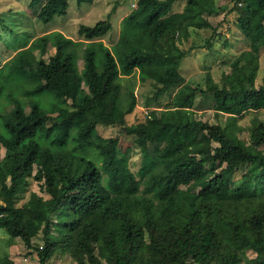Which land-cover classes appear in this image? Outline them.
<instances>
[{
  "label": "trees",
  "instance_id": "16d2710c",
  "mask_svg": "<svg viewBox=\"0 0 264 264\" xmlns=\"http://www.w3.org/2000/svg\"><path fill=\"white\" fill-rule=\"evenodd\" d=\"M178 1L136 0L110 48L98 39L112 25L98 21L78 27L82 41L44 34L8 61L17 91L2 100L0 86V228L37 264H51L59 253L75 264H264V122L252 119L248 143L235 132L239 117L264 112V75L255 86L264 0H231L249 49L221 84L209 72L185 82L179 69L196 47L178 45L190 27L211 28L207 15L220 8L185 0L177 12ZM36 6L37 20L49 22L66 13L68 0L29 1ZM48 43L54 54L36 60L32 52H45ZM83 44L78 70L75 49ZM96 44L100 72L89 50ZM212 44L208 39L206 47ZM135 75L152 82L147 105L171 96L163 109L127 125L137 106ZM43 94L52 97L33 98ZM5 103L12 104L6 114ZM204 106L223 125L197 119L195 107ZM98 125L118 129L103 138ZM31 180L49 197L31 192L19 204ZM39 235L42 243L33 242ZM0 264L16 263L6 253Z\"/></svg>",
  "mask_w": 264,
  "mask_h": 264
},
{
  "label": "rangeland",
  "instance_id": "374dc122",
  "mask_svg": "<svg viewBox=\"0 0 264 264\" xmlns=\"http://www.w3.org/2000/svg\"><path fill=\"white\" fill-rule=\"evenodd\" d=\"M29 1L30 0H0V86L4 89L1 95L2 100L8 98L7 96L10 91H17V89L12 88L9 80L8 61H14L19 53L23 49L29 47L34 39L39 38L44 34L60 32L63 36L73 39L74 41H82V38L77 34V29L81 24L93 26L98 21H109L112 25V29L103 38L98 40L106 47L110 48L116 43L119 37L120 30L123 26V19L130 14L133 10L132 4H135L136 2V0H92L91 4L82 3L81 5H78L76 0H68V8L65 14L55 15L49 22H42L36 18L39 6L30 9L28 7ZM213 1L214 5L217 8H220L218 12L210 15L204 13V16L207 15V20L209 21L211 28L196 29L190 27L188 38L185 40L182 39L183 41L178 42V45L182 49H188L191 45L196 47L185 57L179 69L185 82L190 79H198L199 77H202L201 75L204 73L209 72L213 80L218 84H221L223 78L230 72V63L241 52L249 49L247 40L235 25V17L237 14L235 11H231L233 6L231 0ZM184 6L185 0H180L175 4L173 9L177 12H181ZM213 31L216 33L213 34ZM208 39H211L213 43L210 49L206 47ZM52 41H54V39ZM83 42L85 43L86 41ZM224 43H227L226 47L224 46ZM83 47L84 44L75 49L78 70H81L83 67ZM69 49L73 50L72 47H69ZM89 50L95 52L97 70L100 72L102 70L104 56L99 44L92 45V47L89 46ZM54 52L55 48L48 43L45 52L35 50L32 54L36 60L47 61ZM257 61L259 69L255 86H259L262 83L264 75V47L257 56ZM137 77L138 75L131 77L137 106L131 114L126 116L125 120L127 125L141 122L149 109H163L170 101L171 95H165L162 96L157 104L147 105V99L152 95L154 90L152 82L151 80H148L140 83ZM128 82L130 81L128 80ZM30 84L32 86L34 83ZM23 86L27 89L25 84ZM122 87L126 91L127 83L123 82ZM44 96L52 97L50 94H43L33 96V98L36 97L40 100ZM70 103L71 100H67V104ZM4 105V113L6 114L12 109V104L5 103ZM42 106L45 109L43 103ZM25 111L28 112L29 108H26ZM195 117L210 124H217L219 122L223 125L224 121L222 117H217L213 110L206 106L203 108L195 107ZM254 117H258L264 122V112H249L244 116L239 117L236 121L235 132L237 136L240 139H243L246 143L249 142V130L253 125L252 119ZM117 129V127L111 125H98L96 134L103 138H107L113 136ZM0 154H3L2 149ZM132 161L138 163L139 156H135L131 162ZM132 169L136 171L137 165L134 164ZM39 185L40 183L31 180L29 188L22 194L19 204L26 201L31 192H35L44 198H48L49 196ZM32 240L35 243H42L41 235ZM6 253L16 264H37L35 255L27 253V249L20 239H16L10 244L6 231L0 228V257ZM247 255L251 257L253 256V253L248 252ZM50 263L75 264L69 255L61 253L52 257ZM103 264L107 263L103 260Z\"/></svg>",
  "mask_w": 264,
  "mask_h": 264
},
{
  "label": "clouds",
  "instance_id": "9594fccd",
  "mask_svg": "<svg viewBox=\"0 0 264 264\" xmlns=\"http://www.w3.org/2000/svg\"><path fill=\"white\" fill-rule=\"evenodd\" d=\"M132 6L134 7V4H132Z\"/></svg>",
  "mask_w": 264,
  "mask_h": 264
}]
</instances>
